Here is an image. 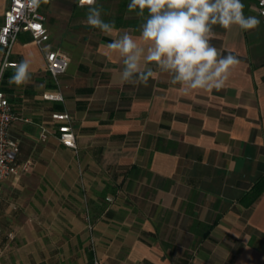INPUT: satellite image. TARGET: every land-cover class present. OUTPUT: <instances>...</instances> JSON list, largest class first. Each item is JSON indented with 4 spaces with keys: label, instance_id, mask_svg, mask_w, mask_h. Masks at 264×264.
Returning <instances> with one entry per match:
<instances>
[{
    "label": "crops",
    "instance_id": "obj_1",
    "mask_svg": "<svg viewBox=\"0 0 264 264\" xmlns=\"http://www.w3.org/2000/svg\"><path fill=\"white\" fill-rule=\"evenodd\" d=\"M8 2L0 0V26ZM130 2L116 0L122 19L112 33L93 30L74 42L45 20L51 47L70 61L58 86L28 33L12 48L1 89L19 116L9 136L30 170L2 183L5 264H91L94 256L102 264H264V191L250 197L264 181L256 0H243L245 15L261 21L256 29L214 26L211 43L239 60L224 87L188 92L166 73L146 86L119 82L122 59L107 45L123 31L138 38L145 18ZM25 59L30 82L10 85ZM48 91L63 102L44 100ZM58 112L71 118L76 149L58 140Z\"/></svg>",
    "mask_w": 264,
    "mask_h": 264
},
{
    "label": "clouds",
    "instance_id": "obj_2",
    "mask_svg": "<svg viewBox=\"0 0 264 264\" xmlns=\"http://www.w3.org/2000/svg\"><path fill=\"white\" fill-rule=\"evenodd\" d=\"M41 2L29 0V5L39 7ZM81 2L87 6L85 23L89 27L104 33L115 30L114 21L103 19L97 0ZM128 7L145 18L138 38L123 31L107 45L122 59L119 82L146 86L157 73H166L184 92L223 88L231 68L239 63L236 56L222 55L211 43L214 26L247 31L261 23L257 16L245 15L243 0H131ZM30 80V61L25 59L15 66L9 84L19 87Z\"/></svg>",
    "mask_w": 264,
    "mask_h": 264
},
{
    "label": "built area",
    "instance_id": "obj_3",
    "mask_svg": "<svg viewBox=\"0 0 264 264\" xmlns=\"http://www.w3.org/2000/svg\"><path fill=\"white\" fill-rule=\"evenodd\" d=\"M79 8H87L86 3L81 0L75 1ZM258 15L264 21V5L261 0H256ZM21 33H28L44 55L46 71L56 86L59 85V78L69 68V58L60 49L51 47L50 33L45 25V18L39 7L29 5V0H9L4 14L3 23L0 26V47L4 52V59L0 65V202L2 200V183L7 180L20 179L30 170L29 162H20L19 144L9 136L11 126L19 119L12 104L1 89V82L4 69L10 65L9 57L12 48ZM43 99L52 102H63V96L57 91H48L42 95ZM52 119L57 122L58 140L68 148L76 149L75 136L72 131L71 118L63 112L52 114ZM45 129L42 138L45 139ZM111 200V199H108ZM87 226L92 230L90 216H86ZM93 246V251H94ZM91 264H102L97 256H94Z\"/></svg>",
    "mask_w": 264,
    "mask_h": 264
},
{
    "label": "rangeland",
    "instance_id": "obj_4",
    "mask_svg": "<svg viewBox=\"0 0 264 264\" xmlns=\"http://www.w3.org/2000/svg\"><path fill=\"white\" fill-rule=\"evenodd\" d=\"M75 1L76 0H42L40 4V12L45 20L51 22L57 33H64L68 37V40L70 39V41L73 42L75 39L81 40L91 35L93 30H99L91 28L85 23L87 8L75 7ZM97 3L103 8V19L105 21H114L115 23V18L118 16L116 0H99ZM57 40L62 48L66 47L65 41L59 38H57ZM1 245H5V240ZM4 248H6V246ZM6 253L7 252L0 250V264H5V257H7Z\"/></svg>",
    "mask_w": 264,
    "mask_h": 264
},
{
    "label": "trees",
    "instance_id": "obj_5",
    "mask_svg": "<svg viewBox=\"0 0 264 264\" xmlns=\"http://www.w3.org/2000/svg\"><path fill=\"white\" fill-rule=\"evenodd\" d=\"M75 7H78L76 3H75ZM121 19H122L121 15L115 18L116 21H120ZM262 191H264V181H259L255 184V186L253 187L250 193V197L252 198V200L256 199L262 193Z\"/></svg>",
    "mask_w": 264,
    "mask_h": 264
}]
</instances>
